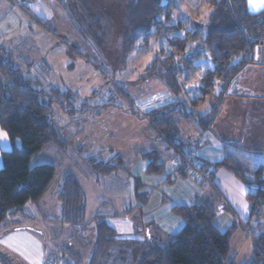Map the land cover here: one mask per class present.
<instances>
[{
    "label": "trees",
    "instance_id": "16d2710c",
    "mask_svg": "<svg viewBox=\"0 0 264 264\" xmlns=\"http://www.w3.org/2000/svg\"><path fill=\"white\" fill-rule=\"evenodd\" d=\"M57 1L61 3L72 28L102 53H107L108 58L113 56V50H118L121 56H127L135 51L136 46L148 49L152 38H168L174 31L182 29L180 24H171V15L176 7L175 0H167L165 4L162 0ZM207 2L211 8L207 33L204 34L203 29L198 28L199 30L194 32H187L184 38L173 36L168 40L170 53L166 55L164 50L162 51V73L152 72L156 63L147 68L146 79L161 78L168 89L177 94L184 88L179 81L180 77L188 80L199 69L194 61L205 52L211 56L213 68L205 72L198 87L201 94L199 101H205L209 97L212 101L209 114L204 117L196 115L178 103L148 116L152 126L177 150H180V145L176 141V118L196 119L203 131L210 129L216 121L232 81L250 66L256 65L255 48L264 45V12L257 16L249 14L246 0ZM14 4L20 11L28 14L26 7ZM36 21L43 30H48L46 21ZM189 42H198L200 49L186 55ZM236 58L240 59L239 62L232 64ZM216 84H220L221 91L214 96L212 92ZM72 95V91L44 86L36 77L26 75V72L15 65L12 54L0 47V126L12 143L11 151L2 152L0 228H3L0 229V237L9 234L12 229H18L10 228L27 218L28 215L23 209L25 205L28 202L38 203L48 190L55 176V166L51 163L32 166L31 160L47 146H55L63 151L67 149L68 144L63 140L60 130L50 125L47 119L50 121L54 105L60 106L61 109L66 107L65 114H73L74 109L67 108L74 106ZM231 144L240 148L237 143ZM181 155L184 156V153ZM190 162L192 167L198 166L199 171L207 176L203 179L194 178L200 185L214 183V174L220 169L232 172L249 189L246 199L252 216L262 215L263 167L250 171L229 156L218 162ZM85 164L99 177L112 175L120 167L119 164L105 163L92 157L85 159ZM161 170L162 166L158 165L157 161L150 163L149 172L159 173ZM180 170L184 176L190 175V171L184 166ZM215 186L217 188L216 184ZM253 187L258 189L256 197L250 192ZM213 193L215 198L210 201L197 202L192 206H173L172 212L183 220L184 225L178 233L161 243L157 240L138 239L140 235L137 234L144 230L155 231L156 227L150 221L144 223L143 231L138 232L140 226H135L134 237L123 239L103 217H99L90 264H109L115 252H118L115 250L125 248L131 249L135 264H234L230 241L238 223L235 221L227 231H221L215 226L214 220L222 193ZM137 197L139 198V194ZM58 200L62 205L59 221L71 224L76 230L83 227L86 199L72 174L65 175ZM262 224L261 221L255 226L249 225L253 258L245 264H264ZM58 257L61 259L59 264H69L63 261L62 252ZM4 262L7 263L5 260Z\"/></svg>",
    "mask_w": 264,
    "mask_h": 264
},
{
    "label": "rangeland",
    "instance_id": "374dc122",
    "mask_svg": "<svg viewBox=\"0 0 264 264\" xmlns=\"http://www.w3.org/2000/svg\"><path fill=\"white\" fill-rule=\"evenodd\" d=\"M6 1L7 0H4V3H7ZM9 1L26 7L28 10L27 13L29 14L27 2L31 0ZM42 1H45L47 4L50 3L48 7L54 15L53 21L46 23L48 30H37V27H35V29L27 28L28 22L23 21L24 18L20 15L24 13L20 10H15L16 14L20 17L19 21H17V26L23 24V26H26L25 31L31 33L29 34L28 48H31L30 51L33 50L36 55L33 59L37 60H34L35 63L32 62L34 63L32 65L33 68L36 69V78L40 79L42 82L45 64H48L51 70L44 74L47 78L46 83L61 90L71 89L73 91L72 100L74 104V106H67L68 109H74L72 112L73 114L70 115L64 113L66 107L65 109H61L60 106L54 105L53 113L50 116L51 119L49 121L48 118L47 122L60 130L63 140L68 144L67 150H62V155L65 154L68 158L72 155H76L79 161V159L87 156V154H95L105 149V152L102 154L99 153L97 157H101L103 160L109 162L108 160L111 157L110 148H116L117 146L123 148L129 144L128 140L132 143H138L135 137L137 135L134 136V134L137 133H132L131 130H137L139 128L136 115L139 114L137 111L140 109L139 100L142 99L141 97L145 95L155 96L160 87L167 88L161 78L146 79L147 68L152 63H156V66H153L152 72L162 73L163 66H161V62L164 61L162 51L164 50L166 55L170 53L171 47L168 40L173 36L184 38L187 32H194L199 30L198 28L203 29L204 34L207 33L211 8L207 0H175L176 7L171 15V24H180L182 29L174 31L168 38H152L148 49H141L136 46L135 51L127 56H121L118 50H113V56L108 58L107 53H102L72 28L60 2L57 0ZM166 1L167 0H162V3L165 4ZM30 15H32L31 12ZM9 20L4 21L3 26L8 25L10 22ZM4 28L5 27H3V29ZM47 35H50V41L47 39ZM198 49H200L198 42H189L186 46V55H191ZM43 54H45V56H43ZM239 60V58L234 59L232 64L239 62ZM194 64L199 67L195 75L186 82L183 77H181L179 81H182L187 88L192 90L190 95L192 99H198L200 97V92L197 93L195 90L200 86V80L205 72L213 68V62L209 53L205 52L202 57L194 61ZM256 66L261 70L250 73L244 71L243 74L245 73L246 77L243 83L239 84L238 81L233 87V92L237 94V97H240L242 100L251 101V104L247 106L246 102H242L243 106L241 110L237 109L238 118L243 117L244 121L243 125L240 120L238 121V126L235 130L236 135L233 140L241 142L238 134L240 132L242 133L243 129L245 132L244 137L246 132L248 134L250 133L256 137L258 145L257 143L256 145L253 143L252 146H249L247 140H245L246 138H250L247 135L246 138L243 137V142L238 143V147L242 148L243 151L235 152V148L232 147L235 144H229V152L243 165L252 169V171L260 167L264 169V61L260 60L259 63H256ZM42 83L45 84V82ZM229 89L230 86L228 91ZM220 91V84H216L212 93L214 96H217ZM248 92L251 93V97H254L255 94L258 95L256 98L250 99ZM209 100L210 97L207 101ZM252 104L254 106H252ZM84 105L88 108L89 112L93 113H89L88 122L82 124V121H80L81 119L77 118L84 117L81 110V108H84ZM75 108L78 109L76 114H74ZM191 110L199 112L201 115L208 112L204 106ZM139 122H144V120L139 119ZM141 130L143 131V128H141L138 133H140ZM193 134V138H196L197 133L195 130H193ZM128 135L131 136L126 138ZM163 138L168 142L165 136H163ZM249 143H251V141H249ZM52 147L53 146L50 147L52 150L48 155L45 154V150L36 159L39 160L40 163L45 162L53 164L56 168L55 179H59L68 169H66V165H63L64 162L61 161V156H59L61 154H59L58 151L55 152ZM216 149L217 145L214 143L211 148H207L206 150V154L211 156L210 160L212 161L220 160L224 156V152ZM186 157L188 156L185 153L184 156L178 157V163L180 161L179 167L181 168L184 166L186 170L190 171L192 168L190 161H196L197 157H195L196 159L189 157L186 159ZM36 159L35 162L37 161ZM112 164L118 165L115 159ZM78 170L80 169H76V171ZM159 174L162 173L159 172ZM215 176L214 183L217 184V189H220L217 182L220 176L219 174ZM193 180L195 182V179ZM56 181L57 180H54V183H56ZM135 182L137 184V186L135 185L137 197L140 184L137 183L136 180ZM120 185L123 187L122 184L115 181L114 187ZM202 186L208 187L214 192V188L209 183H205ZM133 187L134 180L131 181L130 184H125L123 188H129L130 190ZM159 191H161V189ZM223 198L230 206V209H224V213L229 215L231 221H236L238 223V227L233 231L230 241L231 257L237 256L234 264H244L246 261L250 260L253 249L252 239L248 232L249 224L245 223L248 221L240 217L224 196ZM28 211L32 212L30 207H28ZM34 217V221L33 219L29 220L24 218L20 220L15 227L12 226L10 228H18L15 230L12 229L10 232L11 234L9 233L10 235L14 233L17 234L18 236L15 238L14 236L8 239H5L4 236L0 237V245L12 252L22 264H27L26 258L36 261L34 254L36 252L38 254L40 250L48 254V256L57 255L63 246L67 229H72L62 228V225L75 228L71 224H65L59 221L52 222L51 226L46 228V224H44L43 218L39 215V211L37 210L34 213ZM256 218L257 220L253 224H250V226H255L256 223L261 221L264 226V212ZM214 224L216 225V220H214ZM143 227L144 226H142L138 232L143 230ZM2 228L3 227L0 229ZM27 228H31L35 231H29ZM58 231L60 232L59 234L57 233ZM94 235V231L91 232V230H86V234L82 235V239L87 241ZM137 235H141V232ZM76 241L80 242V240ZM75 243L77 242H74V244ZM115 251L118 252H115V256L110 259L111 261L109 264H135V257L131 249H116ZM68 257V254L65 255L66 260ZM82 261H86L85 256L84 259L82 258ZM0 264L7 263L0 257Z\"/></svg>",
    "mask_w": 264,
    "mask_h": 264
},
{
    "label": "crops",
    "instance_id": "0c3cea01",
    "mask_svg": "<svg viewBox=\"0 0 264 264\" xmlns=\"http://www.w3.org/2000/svg\"><path fill=\"white\" fill-rule=\"evenodd\" d=\"M6 2L7 3H4V0H0V47H3L12 54L15 65L20 70L26 72V75L28 76L36 77V69L32 66L35 63L34 60H37L33 59L36 55L33 50L30 51L31 48H28L29 34L31 33L25 31L26 26H23V24H19V26H17V21H19L20 17L16 14L15 10L19 9L13 2H10L9 0ZM49 4L50 3L47 4L42 0H31L27 2V7L32 15H28L26 13L20 15L24 18L23 21L28 22L27 28L35 29V27H37V30L42 31L38 21H36L37 19L46 22L53 21L54 15L48 7ZM6 20H9L10 22L8 25L3 26V23ZM3 27L5 28L3 29ZM47 39L49 41L51 40L50 35H47ZM43 56H45V54H43ZM45 65L46 66L42 76V82H45V84H43L40 79H37L44 86L54 87L50 86L49 83H46L47 78L44 74H46L47 71L49 72L51 69L48 64ZM240 76L241 77L238 79L239 82L241 78H244L243 73ZM188 80H185V82ZM181 83L183 84L182 81ZM183 87L184 88H182V90H180L177 94H173L168 87L166 89L160 87L155 96L145 95L141 97L142 99L139 100L140 109L137 111L139 114L136 115V121L139 124V128L137 130H131L132 133H137L134 134V136L137 135L135 137L137 140L136 142L138 143H132L128 140L129 144L123 148L119 146L116 148H110L111 157L108 160L109 162L103 160L101 157H97L99 153H104L105 149H102L100 152H96L95 154H87V156L79 159L78 161L76 155H72L68 158L67 155L61 154L63 153L62 150L55 146L52 147L55 152L58 151L59 154H61L59 155L61 156V161L64 162L63 165H66V169L68 170H66V173L59 179H55L54 176L48 190L38 203H32L31 205V202H28L25 205L23 209L28 215L27 219H33L34 221V213L37 210L39 211V215L43 218L46 228H49L52 222L59 221L62 214V205L60 204L58 197L62 191V182L65 175L72 174V176L79 183L82 193L86 199V226L84 225L85 228L76 230L73 227H65L62 225V228L72 229H67L63 246L60 249L61 251L59 250L60 252H58L55 256H48V254L43 253L40 250L38 254L37 252L34 254L36 261L26 258L27 264H47L50 259L58 257L61 252L63 261L66 263L74 264L79 262V264H90L97 234L96 224L99 217H103L105 221L117 231L119 237H122L123 239H130L131 237H134L136 234L134 227L140 226L141 228L145 222L150 221L155 225V231L150 232L147 230H141L143 232H141L142 234L138 239L142 240L145 238V241L148 239L149 241L157 240L161 243L166 238L178 233L184 225L183 220L172 212L173 206H192L197 202H206L215 198L213 191H211L208 187H203L199 183L194 182L193 176H184L181 174L182 171L179 167L180 161L178 163V157L181 156L180 154L185 153L189 158L196 159L195 157H197L198 161L218 162L228 156L236 159V157L229 152V144H238L243 142L245 134L242 129V133L240 132L238 134L241 142L233 140L236 135L235 130L238 126V121L240 120L242 125L244 121L243 117L238 118L237 109L241 110V107L243 106L242 102H246L247 106L251 104V101L242 100L236 95L228 96L227 91V96L222 102L216 121L212 127L206 131H203L199 127L196 119L176 118L175 125L178 129L176 141L180 145V150H177L174 146L166 142L163 135L152 126L148 116L160 109L178 103L184 105L188 112H192L202 117L211 112V100L207 101L206 99L205 101H199L200 97L198 99H192L190 96L192 90L187 88L185 85ZM63 91L72 90L65 89ZM195 91L197 93L199 92L198 89ZM248 93L250 99L254 97L256 98L258 95L255 94L254 97H251V93ZM201 106H204V108L208 111L204 115L191 110L193 108H200ZM252 106L254 105L252 104ZM83 107L84 108H81V110L84 117L77 118L81 119L80 121H82V124L87 123L89 120L88 114L93 113L89 112L85 105ZM76 112H78V109H76ZM76 112L74 114H76ZM139 119H143L144 122L140 123ZM141 128H143V131L141 130V132L138 133ZM193 130L197 133L196 138H193ZM0 133H6L1 126ZM131 135H128L126 138H129ZM246 135L250 138H246ZM246 135L244 138H246L245 140H247L249 146H252L253 143L255 145L257 143L258 145V140H256L255 136L250 133L248 134L247 132ZM249 141H251V143H249ZM214 143L217 145L216 150L224 152L223 158L217 161L210 160L211 156L206 154L207 148H211ZM50 147L51 146H47L42 151L34 155L31 160V165L34 166L42 164L36 158L45 150V154L48 155L52 150ZM232 147L235 148V152L243 151L241 148H236L235 146ZM11 150L12 143L7 134L6 140L0 138V169L3 167L2 152H9ZM89 157L95 158L98 161H105V163H112L115 159L116 163H118L120 167L112 175L99 177L88 166H86V164L84 165L85 159ZM35 159L37 160L36 162ZM153 160L157 161L158 165L162 166V170L160 171L162 174L149 172V166ZM239 163L243 167H246L241 162ZM76 169L80 170L76 171ZM248 169L252 171V169ZM216 174H219L220 176V179H218L217 182L222 195L228 200L231 207H234L240 217L248 221L245 222L246 224H253L257 218L252 216L251 207L248 205L249 203L246 199L248 187L228 170L220 169L215 172L214 179ZM54 180H57L56 183H54ZM133 180L134 187L132 189L129 190V188H123L125 184H130ZM135 180L140 184L138 192L139 198L136 197L135 185L137 186V184ZM115 181L122 184L123 187H121V185L114 187ZM160 189L161 191H159ZM28 207L31 208L32 212L28 211ZM224 211L225 210L222 209L221 204H219L216 212L217 217H215V226H217L221 231L229 230L234 222L231 221L229 215L225 214ZM27 229L29 231H35L31 228ZM86 230H91V232L94 231L95 233V235L87 241L82 239V235L86 234ZM57 233L59 234L60 232L58 231ZM10 234H8V236H4L5 239L13 236L15 238L18 236L15 233L12 235ZM76 240H80V242ZM74 242L77 243L74 244ZM67 254L69 257L66 260L65 255ZM84 256L86 257L85 262L82 261ZM250 257V260L245 263L251 261L253 258V249ZM232 258L235 262L237 256L235 255Z\"/></svg>",
    "mask_w": 264,
    "mask_h": 264
},
{
    "label": "water",
    "instance_id": "95a60500",
    "mask_svg": "<svg viewBox=\"0 0 264 264\" xmlns=\"http://www.w3.org/2000/svg\"><path fill=\"white\" fill-rule=\"evenodd\" d=\"M246 1H247V10H248L249 14L257 16V15H260L261 13L264 12V10H261V11L253 10V8H250V6H249V0H246ZM260 60L264 61V45L263 46H257L255 48V63H259ZM240 77L241 76H238L237 78L234 79V81L231 84L230 89L228 91V96L237 95L233 92V87L236 85V83ZM0 257L3 260H5L8 264H22L21 261L12 252H10L6 248L2 247L1 245H0Z\"/></svg>",
    "mask_w": 264,
    "mask_h": 264
},
{
    "label": "built area",
    "instance_id": "2783aa9c",
    "mask_svg": "<svg viewBox=\"0 0 264 264\" xmlns=\"http://www.w3.org/2000/svg\"><path fill=\"white\" fill-rule=\"evenodd\" d=\"M182 156V155H181ZM190 175L193 176L194 178H197V179H203V178H206L207 176L204 175L202 172L199 171V167L198 166H193L190 170ZM210 185L214 188V191L217 192V194H219V191L217 190L216 186L214 183H210ZM250 192L253 194L254 197L257 196L258 194V189L256 187H253ZM220 204H221V207L223 209H230L229 207V204L224 200L223 196L220 195ZM61 262V259L58 257L57 259H54V260H50L47 264H59Z\"/></svg>",
    "mask_w": 264,
    "mask_h": 264
},
{
    "label": "snow or ice",
    "instance_id": "6c2138e0",
    "mask_svg": "<svg viewBox=\"0 0 264 264\" xmlns=\"http://www.w3.org/2000/svg\"><path fill=\"white\" fill-rule=\"evenodd\" d=\"M249 6L250 8H253V10H256V11L264 10V0H249ZM0 138H3L6 140L7 134L0 133Z\"/></svg>",
    "mask_w": 264,
    "mask_h": 264
},
{
    "label": "flooded vegetation",
    "instance_id": "af4514ba",
    "mask_svg": "<svg viewBox=\"0 0 264 264\" xmlns=\"http://www.w3.org/2000/svg\"><path fill=\"white\" fill-rule=\"evenodd\" d=\"M261 69H258V67L256 65H253V66H250L248 69H247V72H255V71H260ZM246 71V70H245ZM244 75V78L246 77L245 73L243 74ZM244 78H241L240 79V82L239 83H243L244 81Z\"/></svg>",
    "mask_w": 264,
    "mask_h": 264
}]
</instances>
